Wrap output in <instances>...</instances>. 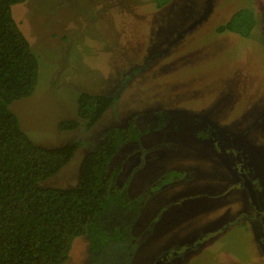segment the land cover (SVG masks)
I'll list each match as a JSON object with an SVG mask.
<instances>
[{"label": "rangeland", "instance_id": "obj_1", "mask_svg": "<svg viewBox=\"0 0 264 264\" xmlns=\"http://www.w3.org/2000/svg\"><path fill=\"white\" fill-rule=\"evenodd\" d=\"M248 11L250 36L218 31ZM12 12L40 74L34 94L11 110L39 146L81 142L42 188L78 187L84 158L110 127L160 114L153 130H162L125 144L110 164L122 167L118 183L131 197L147 193L132 240L93 260L81 236L66 264H264V218L210 138L199 137L244 144L264 173V0H27ZM83 93L115 99L92 129L78 117ZM64 120L80 126L60 131Z\"/></svg>", "mask_w": 264, "mask_h": 264}, {"label": "trees", "instance_id": "obj_2", "mask_svg": "<svg viewBox=\"0 0 264 264\" xmlns=\"http://www.w3.org/2000/svg\"><path fill=\"white\" fill-rule=\"evenodd\" d=\"M26 1L0 0V264H66L75 239L81 236L88 238L94 260L110 243L132 240L130 223L147 203V193L131 197L128 186L118 183L122 167L110 170V164L125 144L138 143L151 132L153 116L160 114L136 115L126 127H110L106 141L84 158L78 187L42 188L41 182L71 162L81 142L59 148L39 146L10 108L15 101L31 97L39 81L38 57L12 12ZM248 12L235 15L218 31L250 36L254 15ZM114 101L83 93L78 98V117L92 129ZM79 126L77 120L58 125L60 131ZM159 130L158 126L153 131Z\"/></svg>", "mask_w": 264, "mask_h": 264}, {"label": "flooded vegetation", "instance_id": "obj_3", "mask_svg": "<svg viewBox=\"0 0 264 264\" xmlns=\"http://www.w3.org/2000/svg\"><path fill=\"white\" fill-rule=\"evenodd\" d=\"M220 132L221 131L219 130V133ZM213 137L214 134L213 136H209L210 140L207 138L205 140L213 143L217 153L225 160L224 162L229 167L232 176L235 179L240 180L245 195H247V197L245 196L246 200H248L246 202L247 205L251 206L254 213L261 215V218L259 219V221H261V219L264 218V173L262 171V167L260 166L261 162L259 159L255 160L256 155H253L251 150H249V148H247L244 144L238 145L237 142H234L229 143L226 147H224L225 145L222 144V142L225 140L224 136L219 134L216 138L213 139ZM173 178L176 179L178 177L173 176ZM167 179L168 175L166 177H162L161 183L167 181ZM258 181H261L263 188H259L260 185ZM246 182L252 186L251 189L256 195V203L253 202V197L250 195L249 189H247L245 186ZM166 185L164 184L161 187ZM150 188L152 189L153 187ZM236 188L238 187L236 186ZM148 196H152L151 192L148 194Z\"/></svg>", "mask_w": 264, "mask_h": 264}, {"label": "water", "instance_id": "obj_4", "mask_svg": "<svg viewBox=\"0 0 264 264\" xmlns=\"http://www.w3.org/2000/svg\"><path fill=\"white\" fill-rule=\"evenodd\" d=\"M245 186L247 187V189H249L250 195L253 197L252 198L253 199V202L256 203V195H255L254 191L251 189L252 188L251 184H249V183L246 182L245 183Z\"/></svg>", "mask_w": 264, "mask_h": 264}]
</instances>
